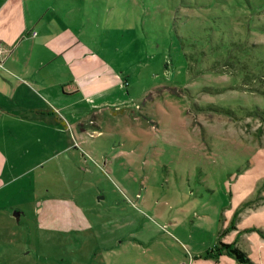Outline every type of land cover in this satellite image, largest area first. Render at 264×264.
Instances as JSON below:
<instances>
[{"label": "rangeland", "instance_id": "1", "mask_svg": "<svg viewBox=\"0 0 264 264\" xmlns=\"http://www.w3.org/2000/svg\"><path fill=\"white\" fill-rule=\"evenodd\" d=\"M48 4L129 100L6 187L0 264H264V0Z\"/></svg>", "mask_w": 264, "mask_h": 264}, {"label": "crops", "instance_id": "2", "mask_svg": "<svg viewBox=\"0 0 264 264\" xmlns=\"http://www.w3.org/2000/svg\"><path fill=\"white\" fill-rule=\"evenodd\" d=\"M39 1L0 0V196L45 153L87 143V125L99 135L107 113L129 100L125 83L108 75L112 67L86 40L43 22L58 6Z\"/></svg>", "mask_w": 264, "mask_h": 264}, {"label": "trees", "instance_id": "3", "mask_svg": "<svg viewBox=\"0 0 264 264\" xmlns=\"http://www.w3.org/2000/svg\"><path fill=\"white\" fill-rule=\"evenodd\" d=\"M223 234V232L220 233V236ZM222 254H227L232 257L238 264H253L247 253L241 250L238 246L230 243H224L220 240H218L216 246L209 250L205 256L206 258L216 257Z\"/></svg>", "mask_w": 264, "mask_h": 264}, {"label": "water", "instance_id": "4", "mask_svg": "<svg viewBox=\"0 0 264 264\" xmlns=\"http://www.w3.org/2000/svg\"><path fill=\"white\" fill-rule=\"evenodd\" d=\"M19 216H20V212H18V211H15V212H14V217H15L16 219H18V218H19Z\"/></svg>", "mask_w": 264, "mask_h": 264}, {"label": "built area", "instance_id": "5", "mask_svg": "<svg viewBox=\"0 0 264 264\" xmlns=\"http://www.w3.org/2000/svg\"><path fill=\"white\" fill-rule=\"evenodd\" d=\"M2 65V49L0 48V66Z\"/></svg>", "mask_w": 264, "mask_h": 264}]
</instances>
